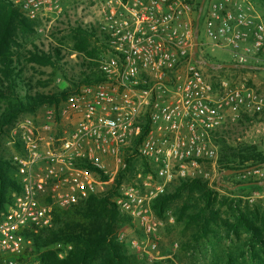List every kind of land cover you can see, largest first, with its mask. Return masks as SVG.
Here are the masks:
<instances>
[{"label":"built area","instance_id":"obj_1","mask_svg":"<svg viewBox=\"0 0 264 264\" xmlns=\"http://www.w3.org/2000/svg\"><path fill=\"white\" fill-rule=\"evenodd\" d=\"M11 1L29 20L65 18L93 29L102 48L92 58L100 79L70 94L58 120L14 121L10 143L21 147L12 156L19 190L0 213V264H49L31 251L30 233L52 225L54 208L104 192L108 182L114 184L109 198L142 233L119 232L115 240L153 262L162 219L152 200L171 179L193 177L190 167L198 159H215L210 133L242 115L263 113L264 94L205 76L191 55L190 0ZM201 17L211 46L228 50L236 63L264 66V16L253 0H205ZM65 121L68 127L59 130ZM133 155L155 165L163 182L153 187L147 176L143 191L137 182L117 181ZM231 177L230 183L262 181L264 161Z\"/></svg>","mask_w":264,"mask_h":264},{"label":"trees","instance_id":"obj_2","mask_svg":"<svg viewBox=\"0 0 264 264\" xmlns=\"http://www.w3.org/2000/svg\"><path fill=\"white\" fill-rule=\"evenodd\" d=\"M253 2L264 16V0H253ZM201 23L202 17L200 25ZM34 32V25L11 0H0V138L6 128L20 115L33 114L43 105L57 106L74 93L75 88L80 84H90L100 79L98 72L93 68L92 60L102 48L97 33L81 25H69L68 37L72 42V52H78L77 55L83 56L81 76L77 81L73 80L71 86L55 91H44L39 88L40 81L35 82L32 76L24 74L26 67L47 66L50 68L51 76L59 71L64 75L65 53L59 45L51 42L46 46L43 42H35L31 38ZM198 53L199 51L197 52L199 56ZM209 69L211 70L210 67ZM222 69L234 72L249 70ZM16 148L19 146L17 145ZM231 156L234 159H230V155L227 154L218 158L219 171L240 169L264 161V154L255 151L253 146L245 150L240 149ZM126 160L128 162V158ZM14 170L15 165L11 159L0 156V213L6 210L13 192L19 190ZM231 175L222 177L229 178ZM121 177L122 174L117 181H120ZM219 182H222V179ZM246 182L254 181L233 182L219 187L233 193L237 187ZM215 184L217 185L216 181ZM246 186L264 187L254 183ZM182 196L187 200L193 198L195 211L191 214L186 213L187 208L192 205H188L185 201L176 208L177 211L174 210L176 220H181L184 216L189 219L202 218L206 223L217 219L216 211L210 209L213 202L218 201L216 193L209 188L208 180L197 176L176 179L172 189L166 188L152 200V209L159 218L163 219L170 204ZM200 202L203 203L202 207L199 206ZM218 202L227 205L233 216L232 221L219 219L227 230L234 231L241 227L249 233L248 238L253 243H264L263 209L237 197H222ZM206 210H209L208 213ZM122 214L108 197L101 193L91 194L85 201L67 209L54 208L52 225L30 233L32 247L45 248L42 257L49 264H138L135 257L127 253L123 245L115 242L111 237L120 219L129 220ZM54 243L65 244L69 248L63 256H59L56 250L47 249Z\"/></svg>","mask_w":264,"mask_h":264},{"label":"rangeland","instance_id":"obj_3","mask_svg":"<svg viewBox=\"0 0 264 264\" xmlns=\"http://www.w3.org/2000/svg\"><path fill=\"white\" fill-rule=\"evenodd\" d=\"M191 12L189 20L194 30L195 18L197 15L198 5L201 0H190ZM258 12L261 11L255 5ZM262 14V13H261ZM201 18V16H200ZM34 25V34L31 38L37 43H44V46L49 42L59 45L65 53L63 65L64 75L60 71L51 76L49 67L34 66L30 68L27 66L24 74L32 76L33 81H40L39 88L44 91H55L67 86H71L72 81H77L81 76V65L83 56L72 54V42L68 37L69 23L63 18L60 20L40 21L30 20ZM193 34V33H192ZM203 29L200 25L198 36V51L200 59H210L212 62L221 63L229 62L230 52L228 50L213 48H206L205 38L203 37ZM202 43V44H201ZM207 50L210 52H207ZM205 57V58H204ZM203 73L211 81H219L227 79L231 86L246 85L255 88L257 91L264 94V70L248 71H230L228 69L211 68L200 64ZM83 85L80 84L75 88V91ZM67 106L66 99L61 101L57 106L43 105L33 114H22L19 117L31 116L38 122L51 121L53 116L58 120L61 110ZM18 117V118H19ZM232 123V124H231ZM14 122L6 128L5 133L0 138V156L9 158L12 161V156L18 149L10 143L13 133ZM66 121L61 124L58 123V129H66L68 127ZM210 144L216 150V158L213 160L200 158L197 160V165H192L190 170L194 172V176L201 177L209 181V188L215 191L217 200L222 197H237L242 201H249L256 204L260 209L264 210V187L253 188L246 185L239 186L233 193L228 192L224 188H220L215 184L216 180H227L230 184V177L224 178L219 171L217 160L222 155H230V159H234L231 155L240 149H247L253 146L255 151L264 154V112L261 114L251 115L249 117L242 115L234 122H225L221 127L212 131L209 135ZM19 152V151H17ZM230 162H232L230 160ZM13 163V161H12ZM14 165V163H13ZM17 176L16 167L14 170ZM158 169L155 165H147L139 155H133L128 158V167L121 171L124 182H137L143 191H148V187L143 184L147 176H152V186L155 187L159 182H163V177L157 175ZM176 183V179H171L165 185V189H172ZM104 192L102 195L106 197L111 196V191L114 188L112 182L103 185ZM164 189V190H165ZM109 200H111L109 198ZM187 201L188 207L186 213L191 214L195 211L193 207V198L186 199L184 196L175 199L167 209L166 214L172 215L173 220L167 216L162 219V224L158 228V246L152 252L155 257L153 262L148 260L145 253H140L127 244L119 243L115 240L119 232H125L130 238L140 237L142 235L138 227L127 219H120L115 225L112 239L122 244L127 253L133 255L138 261V264H264V243L257 244L249 240V233L243 228L238 227L234 231H229L220 222L219 219L233 220V216L227 205H222L218 201L213 202L210 209L216 211L217 219L206 223L202 218L189 219L184 216L181 220H176L174 210ZM202 207L203 203L200 202ZM209 210H206L208 213ZM122 214V213H121ZM124 215V214H122ZM126 216V215H124ZM123 216V217H124ZM264 237V235H263ZM31 251L45 252V248H33L31 244ZM67 245L61 243H54L49 245L47 249L56 250L59 256H63L66 252Z\"/></svg>","mask_w":264,"mask_h":264},{"label":"water","instance_id":"obj_4","mask_svg":"<svg viewBox=\"0 0 264 264\" xmlns=\"http://www.w3.org/2000/svg\"><path fill=\"white\" fill-rule=\"evenodd\" d=\"M205 0H201L198 5L197 15L195 18L194 23V30H193V48H192V59L200 64L206 65L210 68H242V69H251V70H264V66L262 65H253V64H247V63H236V62H222V63H215L212 61H208L206 59H200L197 55L198 52V36H199V30H200V16L202 13L203 5ZM243 170V168L240 169H228L221 172L222 175H230L233 173H236L238 171ZM257 184V185H264V180L262 181H254V182H246L242 185H248V184Z\"/></svg>","mask_w":264,"mask_h":264},{"label":"crops","instance_id":"obj_5","mask_svg":"<svg viewBox=\"0 0 264 264\" xmlns=\"http://www.w3.org/2000/svg\"><path fill=\"white\" fill-rule=\"evenodd\" d=\"M203 37L205 38V45L207 46L206 48H208V50H209V49H213V48H215V47H213V46H211V45L209 44L208 39H207V37H206L205 35H204ZM201 44H202V43H201ZM208 50H207V52H209ZM199 51H201V48H200V47H199ZM209 54H210V52H209ZM231 59H232V58H231V55H230V61H231ZM40 108H41V107H40ZM40 108H39V109H40ZM39 109H38V110H39ZM38 110H37V111H38ZM245 116H246V115H245ZM247 117H249V116H247ZM235 121H236V120H235ZM230 122H234V121H233V120H230ZM231 124H232V123H231ZM226 179H227V178H226ZM231 179H232V177L230 176V181H231ZM216 182H217V185H218V186H222V187H223V186H227V182H228V181H227V180H224V181H222V182H219V179H218V180H216ZM230 188H231V187H230ZM231 189H232V188H231Z\"/></svg>","mask_w":264,"mask_h":264}]
</instances>
